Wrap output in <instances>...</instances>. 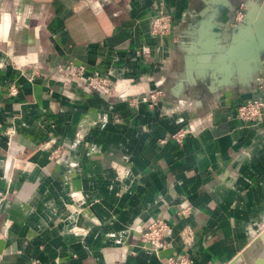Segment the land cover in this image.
<instances>
[{
  "label": "crops",
  "instance_id": "0c3cea01",
  "mask_svg": "<svg viewBox=\"0 0 264 264\" xmlns=\"http://www.w3.org/2000/svg\"><path fill=\"white\" fill-rule=\"evenodd\" d=\"M245 98L264 101V0H0V264H264Z\"/></svg>",
  "mask_w": 264,
  "mask_h": 264
},
{
  "label": "built area",
  "instance_id": "2783aa9c",
  "mask_svg": "<svg viewBox=\"0 0 264 264\" xmlns=\"http://www.w3.org/2000/svg\"><path fill=\"white\" fill-rule=\"evenodd\" d=\"M149 31L151 33H161L169 28L170 20L166 13L157 12L149 16ZM66 72L69 74H78L81 72L83 65L81 63H73L67 61L65 64ZM105 77L98 74H93L89 77L88 82L91 86L104 84ZM156 92V91H155ZM155 92L141 95L140 99L145 100L155 98ZM264 108V101L259 98H245L240 101L235 107V116L240 120L253 121L262 114ZM185 127H179L170 133L176 140L186 132ZM168 225L161 218H153L146 223L144 227L138 229V238L141 244L150 247L153 250H158L165 246V236L167 235ZM191 258L184 252L169 253L161 258V264H190Z\"/></svg>",
  "mask_w": 264,
  "mask_h": 264
},
{
  "label": "rangeland",
  "instance_id": "374dc122",
  "mask_svg": "<svg viewBox=\"0 0 264 264\" xmlns=\"http://www.w3.org/2000/svg\"><path fill=\"white\" fill-rule=\"evenodd\" d=\"M104 82L106 83V79H104Z\"/></svg>",
  "mask_w": 264,
  "mask_h": 264
}]
</instances>
